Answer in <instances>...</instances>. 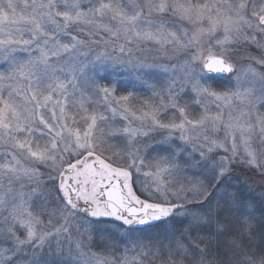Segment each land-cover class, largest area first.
I'll return each instance as SVG.
<instances>
[{"label":"snow or ice","instance_id":"snow-or-ice-1","mask_svg":"<svg viewBox=\"0 0 264 264\" xmlns=\"http://www.w3.org/2000/svg\"><path fill=\"white\" fill-rule=\"evenodd\" d=\"M0 264H264V0H0Z\"/></svg>","mask_w":264,"mask_h":264},{"label":"rangeland","instance_id":"rangeland-1","mask_svg":"<svg viewBox=\"0 0 264 264\" xmlns=\"http://www.w3.org/2000/svg\"><path fill=\"white\" fill-rule=\"evenodd\" d=\"M14 2H18V3L21 4V5L23 4V0H14ZM18 10H19V9H18ZM250 51L252 52L253 55H258V54H259L258 51H257L254 47L251 48ZM243 55H244V53H243V51H241L240 57H237V60H241V57H242ZM148 59H149V62H152V54H148ZM241 62L244 63V64L247 63V61H241ZM161 63H164V61H161ZM238 67H239V64H238ZM110 79H111V77H110ZM99 82H100L101 84H106V83H108V81H104V80H101V81H99ZM225 86H227V82H225ZM125 87H126V86L123 85V84H119V85L116 86V90H117V95H118V96L127 94V92L125 91ZM127 91H128V92L133 91L132 87L128 86V87H127ZM138 94H139L141 97H145V98H146L147 96L150 95L149 92H144V91H142V90L139 91ZM110 126L113 127V128H118V127H123L124 125H123L122 121L120 120L119 116H117L116 119H115V122L112 123ZM154 139L159 140L160 138L157 136V137H155ZM110 143H111V142H110ZM151 143H152V139H149V140H147V141H143V142H142V144H151ZM147 170H148V169H144V171H147ZM238 171H239V170H238ZM240 174H242V172H241ZM244 175H247V174H244ZM250 175H254V174L250 173ZM133 178L136 179L135 173H134V177H133ZM143 179H144L143 176H140V177H139V180H143ZM135 187L138 188V187H139V183H137V184L135 185ZM222 239H226V238H222Z\"/></svg>","mask_w":264,"mask_h":264},{"label":"trees","instance_id":"trees-1","mask_svg":"<svg viewBox=\"0 0 264 264\" xmlns=\"http://www.w3.org/2000/svg\"><path fill=\"white\" fill-rule=\"evenodd\" d=\"M110 142H111V143L118 144V145H120L121 147L123 146V145H122V142H121V141H119V140L110 141ZM244 174L250 175V173H245V172H242V174H241V175H244Z\"/></svg>","mask_w":264,"mask_h":264}]
</instances>
